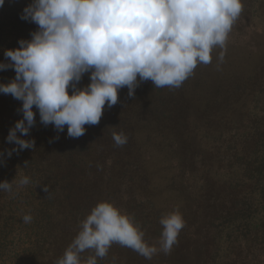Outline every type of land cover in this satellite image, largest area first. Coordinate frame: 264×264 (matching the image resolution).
<instances>
[{
  "label": "rangeland",
  "instance_id": "obj_1",
  "mask_svg": "<svg viewBox=\"0 0 264 264\" xmlns=\"http://www.w3.org/2000/svg\"><path fill=\"white\" fill-rule=\"evenodd\" d=\"M30 3L5 0L0 38L11 23L21 39H31L38 26L20 18ZM242 3L219 67L221 50L215 49L212 62L199 64L180 88H156L148 80L139 83L133 97L124 87L116 105H105L96 126L109 129L111 137L95 135L101 161L79 166L90 174L82 180L74 177L76 201L71 200L75 204L68 213L77 210L71 216L78 221L67 229L68 224L61 225L62 231L73 240L79 220L101 201L128 214L157 248L162 215L178 209L185 224L168 254L158 251L147 259L114 243L102 261L264 264V0ZM83 76L89 80L87 73ZM120 133L127 142L118 146L113 135ZM19 178H13V190L7 194L12 205L7 217L16 228L23 209L17 205L24 191L16 186ZM33 208L41 214L38 206ZM15 209L19 213L12 216ZM4 217L5 212L2 224ZM11 239L16 246L23 242L29 247L23 233L14 231Z\"/></svg>",
  "mask_w": 264,
  "mask_h": 264
},
{
  "label": "clouds",
  "instance_id": "obj_2",
  "mask_svg": "<svg viewBox=\"0 0 264 264\" xmlns=\"http://www.w3.org/2000/svg\"><path fill=\"white\" fill-rule=\"evenodd\" d=\"M243 7L242 0H31L20 18L35 23L37 30L30 40H19L18 48L4 51L9 63L0 62V71H15L13 79L0 83V93L22 101V119L6 136L18 148L7 155L34 147V140L17 136H27L35 125L33 106L43 125L57 132L66 126L67 135L78 138L85 125L99 123L105 105L117 104L120 89L126 87L133 97L139 83L148 80L156 88H180L199 64L212 62L215 49L221 50L219 67ZM85 73L90 82L78 87ZM113 139L118 146L127 142L123 133ZM13 181L0 182V191L11 193ZM30 182L28 176L15 180L18 188ZM22 219L30 223L32 216ZM159 223L157 248L128 214L111 202H98L79 222L56 264H98L114 243L147 259L158 251L168 254L185 222L176 209ZM89 250L93 254L82 259Z\"/></svg>",
  "mask_w": 264,
  "mask_h": 264
},
{
  "label": "trees",
  "instance_id": "obj_3",
  "mask_svg": "<svg viewBox=\"0 0 264 264\" xmlns=\"http://www.w3.org/2000/svg\"><path fill=\"white\" fill-rule=\"evenodd\" d=\"M36 26L35 24L33 28ZM8 27L7 35L0 38V62L4 63L10 62L4 56V51L18 48V41L21 40L19 29H15L14 24L11 23ZM14 77L15 71L12 68L0 71V83H8ZM83 77L82 81L85 82L78 84V87H84L90 82ZM21 105L22 101L13 98L11 94L0 93V182L10 183L16 176H28L31 181L23 186L24 191L20 194L23 196L21 197L23 201L17 204L23 207L22 214L16 218L18 221L19 217V223L16 222L17 228L11 223L13 218L7 217L12 207L7 196L8 192L0 191V215L6 213L4 217L6 222L0 223V262L1 264H56L57 259L72 241L67 232L62 231L63 224H68L67 229L71 221H78L76 216L75 218L71 216L77 210L72 209L68 213L69 207L76 201L74 200L76 195L72 193L75 187L74 177L79 176V180L87 179L90 172L80 171L79 166L101 161L97 155L101 150L95 135L111 137V134L107 131L109 129L103 126L97 127L96 124L85 125V134L78 138L69 137L66 126L64 131L57 132L53 125H43L38 111L33 106L35 125L27 136H22L19 132L17 136L25 140H34V147L14 151L9 157L7 150L18 146L14 142H6V136L9 129L14 127L15 121L22 119V113L19 111ZM43 187H47L48 191L45 192ZM34 206L39 207L41 214L34 213ZM18 213L19 211L15 209L10 214L13 216ZM25 214L32 216L30 223H24L22 217ZM14 231L25 235L29 247L26 248L23 242L22 244L17 242L18 246L13 244L11 236ZM92 254H81V257L85 259ZM98 264L108 263L99 259Z\"/></svg>",
  "mask_w": 264,
  "mask_h": 264
}]
</instances>
